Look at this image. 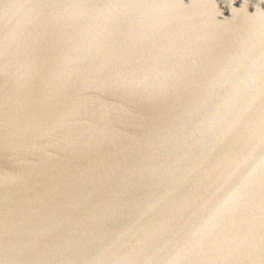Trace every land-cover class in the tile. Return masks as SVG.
Instances as JSON below:
<instances>
[{"label": "water", "instance_id": "water-1", "mask_svg": "<svg viewBox=\"0 0 264 264\" xmlns=\"http://www.w3.org/2000/svg\"><path fill=\"white\" fill-rule=\"evenodd\" d=\"M0 264H264V0H0Z\"/></svg>", "mask_w": 264, "mask_h": 264}]
</instances>
